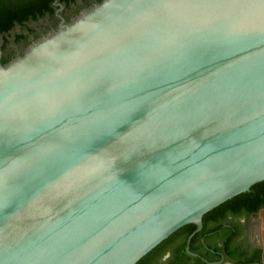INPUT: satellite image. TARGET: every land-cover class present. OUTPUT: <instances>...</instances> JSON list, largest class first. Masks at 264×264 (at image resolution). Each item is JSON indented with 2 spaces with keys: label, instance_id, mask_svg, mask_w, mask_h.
<instances>
[{
  "label": "water",
  "instance_id": "water-1",
  "mask_svg": "<svg viewBox=\"0 0 264 264\" xmlns=\"http://www.w3.org/2000/svg\"><path fill=\"white\" fill-rule=\"evenodd\" d=\"M264 180V0H102L0 63V264H135Z\"/></svg>",
  "mask_w": 264,
  "mask_h": 264
},
{
  "label": "flooded vegetation",
  "instance_id": "flooded-vegetation-1",
  "mask_svg": "<svg viewBox=\"0 0 264 264\" xmlns=\"http://www.w3.org/2000/svg\"><path fill=\"white\" fill-rule=\"evenodd\" d=\"M101 1L0 0V63ZM233 197L206 212L201 227L170 234L146 264H264V190Z\"/></svg>",
  "mask_w": 264,
  "mask_h": 264
},
{
  "label": "trees",
  "instance_id": "trees-1",
  "mask_svg": "<svg viewBox=\"0 0 264 264\" xmlns=\"http://www.w3.org/2000/svg\"><path fill=\"white\" fill-rule=\"evenodd\" d=\"M259 190H264V180L260 181V182H257L255 183L254 185H252L250 191H246V192H243L239 195H236L235 197H233V200L234 199H237V200H240V198L242 196H245V197H250L252 196L254 193H256V191H259ZM194 225V223H188L180 228H178L176 231L174 232H181V231H190ZM173 232V233H174ZM163 244V241L161 243H159L158 245H156L153 249H151L146 255H144L142 258H140L135 264H146V259L149 258L150 256H152L156 251L157 249Z\"/></svg>",
  "mask_w": 264,
  "mask_h": 264
}]
</instances>
